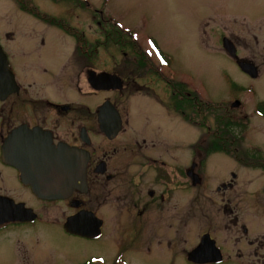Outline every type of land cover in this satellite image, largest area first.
I'll list each match as a JSON object with an SVG mask.
<instances>
[{
	"label": "rangeland",
	"instance_id": "374dc122",
	"mask_svg": "<svg viewBox=\"0 0 264 264\" xmlns=\"http://www.w3.org/2000/svg\"><path fill=\"white\" fill-rule=\"evenodd\" d=\"M88 1L90 6L83 0H0V33L12 64L20 74L26 65L29 77L31 64L49 72L58 64H100L108 70H115L117 64H159L153 53L151 56L146 54L147 44L152 41L164 57L165 65L184 75L186 93H197L210 110L203 112L198 104H186L184 115H181L172 109V103L168 105L167 84L150 71L138 68V92L131 95L126 92L122 97L117 93L104 94L111 101L117 100L124 119H127L120 140L137 132L142 133L148 142L163 141L171 148L170 152L166 149L164 153L183 158L188 168L192 160L198 162L195 154L197 141L206 140L212 134L215 105L221 106L229 99H235L240 102L233 110L235 118H246V122L241 121L245 122V130L242 133L239 130L242 136L239 152H252L255 147L264 157V117L256 110L259 105L264 108V0ZM100 11L104 14L100 28L111 27L107 17L121 23L124 31L122 43L116 40L114 33L105 28L107 33L104 34L96 25L93 17ZM5 17L10 20H3ZM98 19L96 16L95 20ZM5 27L14 34L13 39L4 36ZM128 32L137 34L135 39L139 48L135 44L134 48L131 46ZM222 35L235 43L237 58L222 48L219 40ZM75 48L79 49L78 55L74 53ZM83 51L90 52L88 61L82 56ZM235 60L253 63L258 75L252 77L244 73ZM36 78L39 84L45 85L44 75L37 74ZM46 91L53 92L57 98L62 97L54 88H46ZM74 97L76 101L82 100L76 94ZM101 100V96L83 99L91 106ZM233 156L240 160L237 152H233ZM235 158L222 153L202 155V167L196 168L202 179L200 184L193 185L186 176L183 189L175 192L170 189L173 195L171 210L176 209L174 204L181 205L183 200L186 208L185 226L180 227L183 231L168 230L172 248L175 245L184 247L187 255L206 231L223 245L230 236L242 235L241 222L247 223V213L252 212L248 210L245 188L254 190L262 185L264 180L259 175H264V169L243 166ZM231 173L236 175L233 205L239 216V223L233 226L232 232L224 227L227 215L218 211L221 196L215 189L220 180L230 179ZM154 176L155 169H147L142 176L143 187H151ZM6 185L16 190L19 183L11 174ZM26 197L40 213V220L35 224L13 225L0 230V264L78 263L94 254H106V262L112 264L118 252L129 264H192L180 250L173 255L168 242L158 244L153 240L147 224L135 221L125 226L120 238L118 234L109 235L111 233L94 241L76 238L66 234L58 224H50L56 215H64L65 219V213L69 211L63 213L64 209L67 210L64 203L35 201L29 194ZM129 221V216H122L121 225ZM260 225L258 227L264 231V221ZM106 229L114 231L110 226ZM254 229L255 225L252 231ZM245 263L232 258L222 264Z\"/></svg>",
	"mask_w": 264,
	"mask_h": 264
},
{
	"label": "flooded vegetation",
	"instance_id": "af4514ba",
	"mask_svg": "<svg viewBox=\"0 0 264 264\" xmlns=\"http://www.w3.org/2000/svg\"><path fill=\"white\" fill-rule=\"evenodd\" d=\"M83 2L90 6L88 0H83ZM34 13L41 14L39 11ZM96 16L99 17L98 20H95ZM102 16L104 17V14L100 11L96 12L93 17L99 28L102 19H104ZM107 19L111 22V27L109 29L102 27L101 31L105 34L107 33L106 29L109 30L111 34L114 33L117 36L116 40L122 43L124 31L121 23L111 17H107ZM3 20L10 19L5 17ZM64 27L70 29L67 25ZM4 31V36L9 39L14 38V34H10L6 27ZM128 36L131 38V46L139 48L135 39L137 34L128 32ZM224 37L222 35L219 39L222 48H224ZM120 39L123 40L120 41ZM149 43L146 52L153 53L155 51L157 55L159 53L160 58L157 60L159 64H130L129 66L127 64L118 66L119 64H117L115 70H108L100 64H58L51 68L50 72L46 68L42 69L31 64L28 77L26 65L22 67L20 74L15 64H12L10 53L0 33V45L9 61V64H0V196L6 197L15 204H23L36 215L33 220L12 221L0 225V230L13 225L35 224L40 220V213L36 211V207L27 202L26 195L29 194L35 201L65 204L67 210L64 209L63 213L69 211L65 213V219L64 215L63 217L56 215L50 224L54 226L58 224L61 230H64L68 235L92 241L106 237L107 233H111L109 235L118 234L120 238L122 229L137 221V224L150 226V236L158 244L168 242L173 255L174 252L180 250L182 256L187 259L189 251L186 255L184 247L175 245L172 248L173 241L167 236L170 228H174L177 232L183 231L186 213L183 199L181 205L173 203L176 209L171 210L170 201L173 195L170 193V189L172 188L174 192L176 189H183L186 185L185 177L190 178L188 171L192 169L197 173L196 168L202 167L201 156H206V154L222 153L235 158L233 152H237L240 160L237 158L235 160L243 166L264 169V157L260 156L259 150L254 147L255 151L242 150L243 152H239V142L235 144L233 140H228L233 137L227 127L229 121L241 122L246 119L245 116L239 119L235 118L233 110L236 107L232 106L233 100L230 99L228 103L221 106L215 105L216 114L213 118L212 134L206 140L199 139L197 141L195 154L198 162L192 160L188 168L183 158H175L172 153H164L166 149L170 152L171 148L163 141L148 142L141 136L142 133L137 132L126 140H120L123 125L127 124V119H124L117 100L111 101L109 96L104 94L117 93L119 97H122L126 92H130L127 95L138 92L136 89L138 68L150 71L152 75L161 78L167 84L165 89L169 97L168 105L170 106L172 103V109L184 115L185 96L188 94L185 91L184 75L167 67L160 50L152 41ZM83 52L82 56L88 61L90 52ZM74 53L78 55L79 49H76ZM105 72L117 75L122 81V87L120 89H95L91 85V78ZM11 73L16 83L15 89H13L15 85L11 84ZM37 74L46 77L45 85L38 83ZM46 88L60 91L62 97H55L52 95L53 92L48 93ZM66 90L67 93H65ZM189 93L191 94V92ZM193 93L196 105L200 99L197 93ZM75 94L82 100L76 101ZM91 96H101L102 100L94 106L83 101L84 98ZM106 100L116 107L121 120V129L111 136L102 131L98 116L99 107ZM256 109L258 111V107ZM262 109L264 108H261L262 112L258 111V114L264 117ZM166 110L171 109L166 107ZM173 110L171 111L174 112ZM139 136L140 138H138ZM59 146L78 149L84 156L83 159L78 158L80 161L87 158L85 182L79 181L66 198H42L25 180L43 179L50 180L51 187L67 186L66 183L60 184L59 182L65 181L74 173V157L56 153L54 150ZM217 147L222 150L208 152ZM154 149L157 152H154ZM50 165H53V168H50ZM151 167L155 169V176L152 186L145 188L142 185V176ZM11 174L19 183L16 190H11L6 185ZM197 174L199 175V173ZM259 176L261 180H264L263 174ZM230 177L232 179L220 180L215 189L221 196L218 211L227 215L224 227L232 232L233 226L239 223V216L235 214L233 205L236 175L231 173ZM181 179L184 180L181 182ZM190 182L192 183L191 179ZM245 190L248 193V210L252 212L251 214L247 213V223L241 219L242 235L239 237L230 236L223 245L219 244L213 234L208 231L202 233V236L208 234L214 241L222 259L219 262L202 264H222L232 258L241 259L246 262L245 264H264V231L258 227L264 221V181L254 190L246 188ZM25 193L27 194L25 195ZM81 213H84L86 219L84 223L87 225L86 230H91L94 228V224H97L96 228L99 230L97 237L84 236L66 229L65 225L68 219ZM122 216L130 218L129 223L124 226L121 225ZM253 225L256 226V229L252 231ZM107 226L112 227L114 231H107ZM105 255L94 254L78 263L68 262L67 264H109L106 262ZM188 262L195 264L191 261ZM112 264L129 263L125 260L124 255L118 252L115 253Z\"/></svg>",
	"mask_w": 264,
	"mask_h": 264
},
{
	"label": "water",
	"instance_id": "95a60500",
	"mask_svg": "<svg viewBox=\"0 0 264 264\" xmlns=\"http://www.w3.org/2000/svg\"><path fill=\"white\" fill-rule=\"evenodd\" d=\"M223 47L231 57H237L235 45L226 37L223 38ZM0 64H9L8 57L4 53L1 45ZM238 65L244 73L252 77H256L258 75V69L253 63H250L249 61L239 60ZM93 74L94 73H92V76H94ZM10 80L11 84L15 85L13 88L15 89L16 83L12 73L10 76ZM90 81L91 85L95 89H120L122 87L121 79L117 75H113L107 72L100 73L99 75L92 77ZM238 105V100H235L232 103L233 107H237ZM98 116L100 127L102 131H104L107 135H115L121 129V120L119 113L116 107L109 100H106L99 107ZM54 151L58 154H67L70 157H74V173L71 174L68 179H65V181L59 182L60 184L66 183L67 186L64 185L51 187L50 180H25L28 184L32 185L35 193L42 198H66L69 194H71L74 186L77 185L79 181L85 182L87 158H84V160L80 161L78 158L83 159L84 156L78 149L68 148L64 146H59ZM49 167L53 168V165H50ZM188 174L193 185L199 184L201 182V176H199L195 171H192V169L188 171ZM35 218L36 215L32 212L31 209L26 208L23 204H15L13 201H10L6 197L0 196V225H4L12 221L33 220ZM85 220L86 219L84 218V213H81L75 217H70L65 227L68 231L73 233H78L88 237H96L99 233V230L96 228L97 224H94V228H91V230H86L85 227H87V225H84ZM187 259L193 263L202 264L219 261L221 260V256L218 248L214 244V241L210 239L208 234H204L201 237L199 244L188 252Z\"/></svg>",
	"mask_w": 264,
	"mask_h": 264
},
{
	"label": "trees",
	"instance_id": "16d2710c",
	"mask_svg": "<svg viewBox=\"0 0 264 264\" xmlns=\"http://www.w3.org/2000/svg\"><path fill=\"white\" fill-rule=\"evenodd\" d=\"M33 12H36L34 10H32ZM38 12V11H37ZM185 103L187 104V106H192L194 105L195 106V95L193 92H191V94H186L185 96ZM197 103L200 105L199 107H201V110L204 112L206 109L210 110V106H208L207 104H205L204 102L198 100ZM262 107L259 105L258 106V111L262 112L260 109ZM211 110H213L211 108ZM264 110V109H262ZM228 129L229 131L231 132V134L233 135L232 139L231 138H228V140H233L234 143L236 144L237 142H239L240 140H242V136H241V133L243 132V130L246 128L245 127V124L243 122H237V121H234V120H230L229 123H228ZM239 130H241V133H239ZM226 140V139H224ZM222 148L220 147H217L215 149H210L208 152L210 151H214V150H219ZM236 153V152H235Z\"/></svg>",
	"mask_w": 264,
	"mask_h": 264
}]
</instances>
